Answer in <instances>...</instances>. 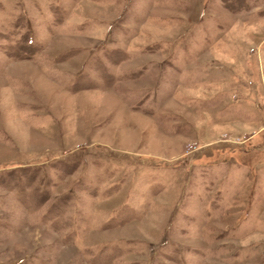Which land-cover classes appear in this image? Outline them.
Segmentation results:
<instances>
[{"label":"rangeland","instance_id":"1","mask_svg":"<svg viewBox=\"0 0 264 264\" xmlns=\"http://www.w3.org/2000/svg\"><path fill=\"white\" fill-rule=\"evenodd\" d=\"M0 264H264V0H0Z\"/></svg>","mask_w":264,"mask_h":264}]
</instances>
